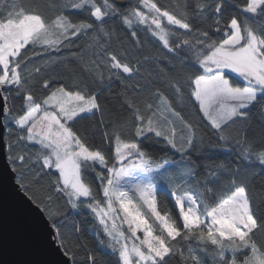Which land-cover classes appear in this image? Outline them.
Returning a JSON list of instances; mask_svg holds the SVG:
<instances>
[{"label":"snow or ice","instance_id":"obj_1","mask_svg":"<svg viewBox=\"0 0 264 264\" xmlns=\"http://www.w3.org/2000/svg\"><path fill=\"white\" fill-rule=\"evenodd\" d=\"M140 4L147 11L133 8L123 15L109 0H100L99 3L97 0H75L65 6L87 11L92 18L89 23L87 20L73 21L63 12L49 21L26 7L23 0H0V95L5 102V127L10 109L4 93L14 90L16 96L23 95L24 99V114L15 118L16 125L26 134L19 139L34 141L41 149L31 166L39 163L45 174L48 170H57V179L53 182L55 191L65 197L71 209L85 208L98 220L118 264H166V257L177 254L182 261L203 264L197 248L189 246L185 256L184 249L170 246L177 237L185 241L194 237L198 245H205L200 251H206L209 245L214 246L218 264H264V248L252 238L254 230L264 227V222L258 224L252 213L246 188L238 179L239 168H230L223 162L208 163L203 166L205 178L199 179L197 166L191 160L197 151L201 155L205 150L235 151L241 160H247L255 153L256 159L264 164V145L257 149L255 142L246 139L243 133L240 140H233L228 132L237 121H248L254 108L264 112V28L258 32L234 16L230 22L222 24L224 0H217L214 5L196 4L197 15L192 20L188 19L187 11L178 18L168 10H162L155 0H140ZM184 7L188 8L187 3ZM237 8L243 14L264 16V0H245ZM209 12L216 17L212 35L222 38L213 39L208 31L194 26L204 20V13ZM114 16H119L129 29L133 27L131 18L147 26L168 53L180 61L181 69L191 66L196 71H184L180 80H172L162 70L160 82L171 91L172 100L156 89L155 105L146 103L141 109L133 102L125 101L130 118L119 127L110 123L111 132L102 130L105 143H115L114 154L107 156L89 140L94 135L90 126L80 125L81 121L102 111L98 93L89 91L83 82L52 88L46 80L43 87L50 94L37 103V98L25 87L26 77L22 73L27 64L22 68V50L40 44L49 54L54 51L59 58L63 50L71 51L75 44L71 38H87L89 33H96L84 46L91 53L87 64L95 79L103 83L102 64L110 70L133 74L139 71V61L134 68L121 63L116 54L108 51L107 42L112 33L106 27V20ZM164 18L168 24L194 33L198 37L196 43L181 39L173 46L174 34L163 25ZM131 35L138 44L136 32L132 31ZM183 49L190 50V56L180 57L178 54ZM73 58L82 59L76 55ZM166 63L175 69L171 60ZM226 70L238 74L244 86L227 78ZM35 71L38 73L39 69ZM185 90L214 133L216 144L207 142L199 134L198 126L186 121L173 107V100L182 104ZM177 121L182 132L179 144ZM153 137L179 153L180 162L167 158L158 162L144 150L142 144ZM29 160L30 156L17 155L13 163L26 164ZM97 166L102 167L101 172L95 173V179L103 203L96 198L92 183L86 180V174L94 173ZM222 177H227L228 183L217 192L215 186ZM189 181H195L196 187H191ZM168 190L178 205L179 226L167 210L162 214L158 209L157 192ZM54 216L48 212L50 220ZM150 218L158 227H154ZM51 226L54 242L69 264H76L75 254L69 255L64 243L68 225L61 221L59 226ZM61 228L65 231L62 232ZM73 228L79 232L77 226L73 225ZM138 233H142V238ZM229 249L230 257L226 256ZM238 253L243 254L241 259H238ZM88 259L91 264H96L94 256L90 255Z\"/></svg>","mask_w":264,"mask_h":264},{"label":"trees","instance_id":"obj_2","mask_svg":"<svg viewBox=\"0 0 264 264\" xmlns=\"http://www.w3.org/2000/svg\"><path fill=\"white\" fill-rule=\"evenodd\" d=\"M23 2L26 7L42 14L49 21L55 19L57 15L63 12L73 21L87 20L89 23L92 22V18L89 17L87 11L65 7L75 2V0H23ZM97 2L99 3L100 0H97ZM155 2L162 10L166 9L177 15L178 18L187 11L188 19L192 20L197 15L195 12L196 4L206 3L214 5L217 0H155ZM109 3L114 4L121 15L128 13L133 8L144 9L140 4V0H128V4L125 7L118 6L110 0ZM186 3L188 5L187 9L184 7ZM244 3L245 0H224L223 15L221 17L222 24L230 22V18L234 16L240 19L242 23L252 26L259 32L260 29L264 28V16L241 13L237 5H243ZM203 15L204 20L196 22L194 26L201 31H208L213 39L222 38L212 35L216 28L214 24L216 17L211 15L210 12ZM106 27L112 33L111 40L107 42L108 51L116 54L121 63H128L129 66L134 68L137 67L136 62L139 61L138 72L133 74L123 73L122 70L117 72L102 64L101 71L104 73V80L102 84L97 81L92 72L89 71L90 66L87 64L91 53L84 47L97 34L89 33L87 38L83 36L79 39L71 38L75 41L71 51L63 50L59 58L54 51L49 54L40 44L26 46V50H22V56L24 57L22 68L25 63L27 67L22 75L26 77L25 87L37 98V103L40 102L41 98L50 94L43 87L46 80L50 82L52 88L61 85L68 87L70 84L83 82L88 85L89 91L98 93L97 99L102 106V111L87 120L81 121L80 125H89L94 132V135L89 137L91 143L104 151L107 156H111L115 152V143L114 141L110 144L105 143L102 138V130L111 132L113 128L109 127L110 123L115 127H119L130 118L131 113L128 111L125 101H131L136 107L141 109L146 103L155 105L157 103L154 95L156 89H160L172 100L171 91L167 90L160 82L162 70L167 73L169 79L180 80L184 71H196V69L191 66L181 69L180 61L168 53L162 42L157 37H154L145 25L136 24L129 29L123 24L119 16H114L107 18ZM132 31L136 32L138 44L136 38L131 35ZM172 33L174 34V38L171 39L173 46L179 43L181 39H188L192 44H195L198 39L194 33H188L187 30L180 29L178 25L175 26ZM74 55L81 56L82 59H74ZM178 55L187 58L190 56V50L183 49ZM167 60L172 61L175 69L166 63ZM97 63H101V61L97 60ZM36 69H39L38 73L35 71ZM226 75L234 83L244 86L238 76L230 72H226ZM109 77L111 78L109 79ZM4 95L8 97L7 107L10 109L7 117V127H5L7 156L13 170L16 172L17 181L19 180L20 185H24L22 191L27 193L32 201L43 209L47 217L48 212L55 214L54 218L50 220L52 224L59 226L60 222L63 221L68 225V236L64 243L69 255L75 254L76 264H91L88 259L90 255L95 257L96 264H118V258L108 247V238L103 233L98 220L85 208L71 209L66 203L65 197L55 191L53 182L57 179V170H48L47 174H45V172L40 170L39 163L35 167L31 166L32 161H36L41 149L39 145L31 141L19 139L20 136L26 135L15 123V118L24 114L23 95L16 96L14 90H6ZM173 107L186 121L198 126L199 134H202L207 142L216 144L214 133L207 121L203 120L198 113V108L193 100L188 97L187 90H185L182 104H177L173 100ZM249 115L250 119L248 121H237L228 132L233 140H240L243 133L245 138L255 142L257 149H259V147L264 145V112L259 108H254ZM5 119L6 117H4V121ZM101 120L104 121L103 124L99 123ZM176 127L179 144V137L182 134L179 121L176 122ZM142 148L153 155L158 162H161V158H167L178 163L181 160V155L170 149L159 138L153 137L145 141L142 144ZM17 155H23L26 158L30 156L31 160L26 164L20 161L13 163ZM191 160L193 165L197 166L196 170L199 172V179L205 178V168L203 166L208 163L223 162L228 164L230 168L238 167V179L246 188L252 213L258 224L264 222V164H261L256 159L255 153L247 160H241L235 151L227 153L224 151L205 150L203 155L197 151L196 155L191 156ZM101 171L102 167L97 166L94 173L86 174V180L92 183L96 198L103 203L102 194L95 179V173ZM104 174L107 175V173ZM175 183H179V181H175ZM227 183L228 178L222 177L221 182L215 186L216 191L219 192L223 185ZM189 185L196 187L195 181H189ZM157 203L158 209L162 214L167 210L176 220L177 225L181 224L178 205L175 204L174 196L170 194V190L158 191ZM150 220L153 222L151 218ZM73 225L78 227L79 232L73 228ZM154 227H158V225L154 223ZM61 231L63 232L65 229L61 228ZM252 238L258 246L264 248V227H261L258 231L254 230ZM101 240L104 241L103 244L100 243ZM170 246L173 249H184L185 256H187V248L189 246L197 248V255L200 256L203 264H218L219 262L215 247L209 245L206 247V251H200L199 249H204L205 245H198L194 237L188 241L177 237L175 241L171 242ZM226 256H231L230 249L226 251ZM242 256V253L237 254L238 259H241ZM165 259L166 264H191L190 260L182 261L178 254L170 255V257Z\"/></svg>","mask_w":264,"mask_h":264},{"label":"water","instance_id":"obj_3","mask_svg":"<svg viewBox=\"0 0 264 264\" xmlns=\"http://www.w3.org/2000/svg\"><path fill=\"white\" fill-rule=\"evenodd\" d=\"M125 7L128 0H110ZM4 97L0 95V264H69L54 242L50 219L22 191L7 156Z\"/></svg>","mask_w":264,"mask_h":264},{"label":"rangeland","instance_id":"obj_4","mask_svg":"<svg viewBox=\"0 0 264 264\" xmlns=\"http://www.w3.org/2000/svg\"><path fill=\"white\" fill-rule=\"evenodd\" d=\"M141 6H143V5H141ZM143 8H144V7H143ZM141 11H147V9L144 8V9H142ZM130 18H131V17H130ZM131 19H133V25L138 24V23L136 22L135 18H131ZM162 23H163V25L165 26V28L168 29V31H169L170 33H172V30L175 29V26H176V25H170V24H168L166 18L163 19ZM139 25H140V24H139ZM226 72H230V70H226ZM230 73H231V72H230ZM232 74L238 76V74H236V73H232ZM238 77H239V76H238ZM169 118H171V117H169ZM31 142H33L34 144H36L34 141H31ZM37 145H38V144H37ZM39 147H40V146H39ZM150 222H151V220H150ZM123 228H124V230H125V232H126V234H127V226L124 225ZM157 234H159L158 231H157ZM138 235H140L141 238H142V233H138Z\"/></svg>","mask_w":264,"mask_h":264}]
</instances>
